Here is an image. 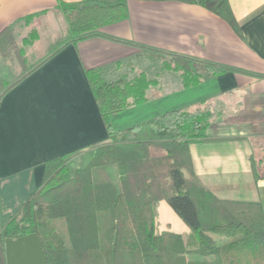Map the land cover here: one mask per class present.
Instances as JSON below:
<instances>
[{
	"label": "trees",
	"instance_id": "obj_1",
	"mask_svg": "<svg viewBox=\"0 0 264 264\" xmlns=\"http://www.w3.org/2000/svg\"><path fill=\"white\" fill-rule=\"evenodd\" d=\"M127 1L59 3L43 13L46 19L38 27L27 18L5 28L0 56L21 72L11 85L64 45L125 20ZM181 1L205 8L239 34L227 0ZM160 54L145 50L136 59L159 62L163 72L179 76L182 88L228 71ZM130 63L87 70L107 142L43 164L39 187L14 215L0 220V264H6V239L32 233L40 239L46 264H264L262 205L215 198L192 173L190 146L211 140L205 133L213 118L208 106L167 110L155 119L115 129L111 118L150 102L156 83L143 71L133 74ZM153 149L160 153L154 155ZM53 201L62 208L56 218ZM160 202L186 226V235L155 232Z\"/></svg>",
	"mask_w": 264,
	"mask_h": 264
},
{
	"label": "crops",
	"instance_id": "obj_2",
	"mask_svg": "<svg viewBox=\"0 0 264 264\" xmlns=\"http://www.w3.org/2000/svg\"><path fill=\"white\" fill-rule=\"evenodd\" d=\"M81 1L0 0V33L27 18L38 27L45 20L34 19L44 12ZM227 2L239 34L190 2L128 0L125 20L64 45L13 85L21 72L0 56V220L39 187L45 162L107 142L87 70L134 61L145 50L228 71L188 88L178 75L165 73L151 87L150 102L111 118L115 129L167 110L208 106L213 118L205 133L211 140L190 146L192 173L215 198L259 202L264 213V0Z\"/></svg>",
	"mask_w": 264,
	"mask_h": 264
},
{
	"label": "rangeland",
	"instance_id": "obj_3",
	"mask_svg": "<svg viewBox=\"0 0 264 264\" xmlns=\"http://www.w3.org/2000/svg\"><path fill=\"white\" fill-rule=\"evenodd\" d=\"M45 19H46V16H44L43 18L40 17L39 19L35 18L34 22L35 23H38L40 21L43 22ZM130 65H135V67L133 69H131L133 74H138L139 71H143L146 74L147 78H150V79H153V78L157 77L156 75H158V77L155 80H159L158 78L161 79L165 74V72H163V70H161L159 68L160 67L159 62H155V63L152 62L151 63L150 61L146 60L144 57H141L140 59H136L134 61H131ZM117 74H118V72L114 73L113 76H117ZM160 75H161V77H159ZM161 80H163V79H161ZM159 153H160V151L153 149L154 155H158ZM50 205H51L52 217L56 218V217H59L62 215V208H61L59 202L53 201ZM162 208H166L167 210L162 209ZM156 210L158 212L157 213L158 219H157L156 225L154 226L155 232H160V230L161 231L162 230H170L169 227L171 226L176 231L186 235V233H187L186 226H184V224L179 221L177 216L171 212V209L167 206V204L165 202L159 203L156 207Z\"/></svg>",
	"mask_w": 264,
	"mask_h": 264
},
{
	"label": "water",
	"instance_id": "obj_4",
	"mask_svg": "<svg viewBox=\"0 0 264 264\" xmlns=\"http://www.w3.org/2000/svg\"><path fill=\"white\" fill-rule=\"evenodd\" d=\"M37 234L32 233L4 241L6 264H46Z\"/></svg>",
	"mask_w": 264,
	"mask_h": 264
}]
</instances>
